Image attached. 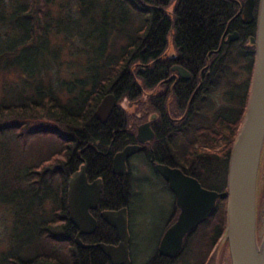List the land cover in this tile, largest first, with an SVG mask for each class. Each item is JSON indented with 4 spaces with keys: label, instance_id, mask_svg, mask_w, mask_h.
I'll use <instances>...</instances> for the list:
<instances>
[{
    "label": "trees",
    "instance_id": "trees-1",
    "mask_svg": "<svg viewBox=\"0 0 264 264\" xmlns=\"http://www.w3.org/2000/svg\"><path fill=\"white\" fill-rule=\"evenodd\" d=\"M52 2L0 0V207L9 216L0 264H109L97 248L75 245L66 180L84 164L87 181H101L99 210L128 206L129 173L114 176L111 158L150 115L156 161L218 193L207 222L215 241L248 97L254 23L225 44L224 32L236 30V6L226 0ZM173 66L189 78L169 79ZM107 94L116 105L100 124L93 113ZM79 241L114 245L116 237L98 220Z\"/></svg>",
    "mask_w": 264,
    "mask_h": 264
},
{
    "label": "water",
    "instance_id": "water-1",
    "mask_svg": "<svg viewBox=\"0 0 264 264\" xmlns=\"http://www.w3.org/2000/svg\"><path fill=\"white\" fill-rule=\"evenodd\" d=\"M251 1L246 0L242 6L243 23L253 20ZM254 23V36L249 39V44L254 47V58L248 97L226 167L222 237L226 242L229 264H264V223L258 243L255 237L256 177L264 143V0H258ZM232 35L237 37L235 33ZM229 41L233 39L227 38L226 42ZM172 71L181 79L188 78L180 67H172ZM115 105L112 94L103 96L94 110V119L100 124L105 123ZM152 136L148 123L140 124L135 135L138 145H127L112 156L111 173L124 176L128 158L138 153L141 149L139 145L150 141ZM154 169L167 184L179 208L176 221L163 233L158 246L159 255L173 258L180 248L182 237L212 214L218 193L201 188L193 178L183 175L176 168L157 164ZM66 188V214L76 230L75 245L97 248L109 264H130L126 208L99 213V219L113 229L117 239L115 245L85 246L79 241V236L90 235L95 230L96 221L90 211L96 208L99 201L101 181L88 182L85 166L81 164L67 178Z\"/></svg>",
    "mask_w": 264,
    "mask_h": 264
},
{
    "label": "flooded vegetation",
    "instance_id": "flooded-vegetation-1",
    "mask_svg": "<svg viewBox=\"0 0 264 264\" xmlns=\"http://www.w3.org/2000/svg\"><path fill=\"white\" fill-rule=\"evenodd\" d=\"M158 1L161 2L163 0H158ZM226 1H229L230 3L235 4V6H236V14L232 18V21L235 22L236 30H233V31H230L227 33L224 32L221 41L224 42L225 44H234V43H237L240 41V34H243L247 30H249L250 25L252 23H254L256 11H257L258 0H252L251 1L253 20L248 22V23H243V16H242V6L246 0H226ZM254 25H255V23H254ZM233 33H235L237 35L236 38L233 37V35H232ZM229 37L232 38L233 41L226 42L227 38H229ZM250 38H253V37L248 36L247 37L248 42H249ZM173 67H178V66H173ZM171 72H172V75L170 76L169 79H171V78L178 79L179 78L176 75V73L174 71H172V68H171ZM188 78H189V75H188ZM179 79H181V78H179ZM184 80H186V79H184ZM153 119H154V116L150 115L149 120L145 119L144 121L137 124L134 128V138H133L134 141L132 143H128L127 145H136L137 144L136 139H135L136 128L142 123H148L149 128H150V120H153ZM150 130H151V128H150ZM151 132H152V130H151ZM152 135H153V132H152ZM152 140H153V136H152V139L150 141L139 145L141 147L140 151L138 153L132 155L131 157H133V156L140 157L141 158L140 159L141 165L149 168L153 172V174H155L159 178L164 189L167 191V200H165V202L163 203V204H165V209H164L165 212L163 214L164 216L159 217V216H156V214H155L154 216L152 215L151 219H149L150 220L149 225L152 228L153 227L155 228V226L157 227L158 223H159L160 232L158 233L157 239L155 240L153 245H152V242L150 243L149 241L145 243L143 250H142L143 251L142 252V254H143L142 264H209L210 259H211V253L213 251L214 246H216V247L225 246L226 254L223 257L222 264H229L227 246H226V242H224V240H223V237L222 236L217 237L215 239V241H213L214 236L216 235V231H215L216 226H212L210 228V226L207 224L211 215L204 222L198 224L195 227V229H193L192 231H189L188 233H186L182 237L180 248L176 252V254L173 258H168V257L159 255L158 246H159V242L161 240V237H162L163 233L176 221L177 216L179 214V208L177 207L174 195L168 190L167 184L155 172L154 166L157 164H160V163H158L156 161L155 150L151 145ZM125 141H127V140H125ZM88 146L89 145H87L85 148H91V146L90 147H88ZM80 152H81V150L78 153H80ZM127 163H128V160L125 163V169H126V172L128 174V164ZM160 165H162V164H160ZM116 177H118V176H116ZM122 177H125V176H122ZM100 192H101V190H100ZM99 199H100V196H99ZM130 200H129V203H130ZM215 203H216V201H215ZM214 206H215V204H214ZM121 208H126V215L128 218L129 204H128V206H124ZM102 211H111V210H99V205L97 203L96 208L94 210L90 211V212H92V214H90L91 217L94 218L96 221V227H95V230L93 231L92 234H94V232L98 228V220L100 222L104 223L103 221H101L99 219V213ZM105 225L108 226L107 224H105ZM99 233H101L100 230H99ZM92 234H90V235H92ZM90 235H80V236H82V237L86 236L87 237ZM128 235H129V233H128ZM116 242H117V239H116ZM85 246H91V245H85ZM129 261H130V258H129ZM130 264H131V262H130Z\"/></svg>",
    "mask_w": 264,
    "mask_h": 264
},
{
    "label": "rangeland",
    "instance_id": "rangeland-1",
    "mask_svg": "<svg viewBox=\"0 0 264 264\" xmlns=\"http://www.w3.org/2000/svg\"><path fill=\"white\" fill-rule=\"evenodd\" d=\"M64 0H53V4L61 3ZM75 4V3H73ZM122 110L131 112L125 102L118 103ZM43 143L46 146H54L51 139H46ZM45 148V147H44ZM14 149V148H13ZM15 150V149H14ZM44 150V149H43ZM46 151V150H45ZM44 152V151H43ZM130 159V160H129ZM128 159V173L132 183L131 200L129 203V213L127 218V229L129 233V258L131 264H142V250L146 242H155L158 233V226L153 229L149 222L152 217L164 216L165 200H167V191L164 189L159 178L153 172L141 165V158L133 156ZM264 223V143L259 158V165L256 177L255 189V237L259 242ZM257 225V226H256ZM212 225H210V228ZM9 228V216L7 210L0 207V252L6 248V234ZM226 254L225 246H214L211 253L209 264H222L223 257Z\"/></svg>",
    "mask_w": 264,
    "mask_h": 264
},
{
    "label": "bare ground",
    "instance_id": "bare-ground-1",
    "mask_svg": "<svg viewBox=\"0 0 264 264\" xmlns=\"http://www.w3.org/2000/svg\"><path fill=\"white\" fill-rule=\"evenodd\" d=\"M116 103V102H115ZM85 166V165H84ZM127 175V172H126V174L124 175V176H126ZM257 226V225H256Z\"/></svg>",
    "mask_w": 264,
    "mask_h": 264
}]
</instances>
